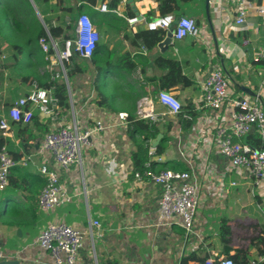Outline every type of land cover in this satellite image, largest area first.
Instances as JSON below:
<instances>
[{
    "label": "crops",
    "instance_id": "crops-1",
    "mask_svg": "<svg viewBox=\"0 0 264 264\" xmlns=\"http://www.w3.org/2000/svg\"><path fill=\"white\" fill-rule=\"evenodd\" d=\"M109 1L0 0V69L4 64V58L10 55L17 45L25 49L20 63L15 66L16 74L12 78L10 69L5 68L1 70L3 74L0 73V113L10 124V130L4 139L9 138L14 147L21 151L18 160L25 157L24 155H30L34 161L26 166L15 165L21 167L20 174L24 177L19 178L24 180L25 185L22 183L21 189L8 194L9 198L4 199L0 196V223L6 220L14 223L0 225V250L9 251L10 246L5 248L4 245L7 240L13 239L12 230L18 228L19 239L16 243L25 248L34 242L40 230L49 222L60 220L76 227H84L90 219H97L100 226L94 227V232L101 233V236L97 237L98 247L95 240L91 245L89 238H86L76 264H95V261L97 264H107L114 260L118 264H183V257L189 253H194L196 257L188 260L187 264H194L200 259L215 254L225 256L227 251L232 254L239 248L248 246H251L250 258H254L258 250L251 242L253 236L246 238L240 232L246 230L245 226H248L254 229L257 235L261 223L254 222L253 219L252 221L249 219L247 225L237 223L238 213L232 208L228 211L224 202L203 199L190 236H186L183 227L176 222L169 227L157 225L160 187L148 177L138 181L131 174L117 183L116 173H113L117 170L118 163L119 167L125 165L134 167L132 154L136 150V141L129 136L127 130L119 129L113 140L108 135L103 139L100 151L96 145L87 149L85 153V167L89 170L87 196L82 192L83 186L78 174L60 169L58 170L60 182L73 195L72 201L48 212L37 207V197L45 183L38 166L44 160L52 168L55 164L47 151L40 153L38 149L45 133L33 129L31 132L24 131L18 135L10 122L9 104L26 94L30 88L29 83L24 84L21 75L16 71L17 67L22 66L23 58L27 57L25 66L28 69L37 67V80L44 79L45 63L43 60L39 63L32 56L30 52L32 42L37 41L46 31L50 32L51 28L56 32L63 29L60 35L55 37L62 38L66 32L69 34L80 13L88 14L100 33L94 50L95 56L104 61L107 60V51H112L117 56L130 55L136 64L132 70L119 66L106 73L103 86L106 101L103 102L94 85V104L101 116L118 111L130 112L124 96H131L132 100L128 98L126 101L133 103V97L138 95L135 104L142 95L154 97L160 90L158 79L167 73L166 69L156 63V59L168 56L180 64L184 76V83L177 84L171 93L186 105L193 104L200 95L199 81L205 78L217 63L223 64L240 85H245L254 93L261 85L260 89L264 93V70L256 69L250 63L258 58V48L264 44V15L251 13L246 22L240 25L234 21L236 13L233 6L227 4L224 6L225 19L219 22L211 14L212 0H209L210 23L206 11L200 18V24L206 26L204 39L198 40L191 36L180 40L172 39L168 48L161 52L157 44L149 47L142 38L135 36L137 32L148 29L147 23L158 17L156 0H119L114 9L109 8ZM256 1L264 5V0ZM103 3L107 4L108 11L100 9ZM33 47L37 49L36 44ZM234 94L247 93L237 91L235 88ZM38 119L42 121L39 115ZM165 125L166 123L163 125L164 131ZM187 131L184 129L182 135L185 136ZM168 134L169 131L163 132V150L158 153L161 160L155 163L156 167H169L170 164L184 166L178 156L176 144L170 141ZM161 139L157 144H153L155 148L161 143ZM115 153L117 154L115 169L104 159L100 160V156ZM250 205L255 207L251 209L252 212L249 211L251 216H259L264 223L263 213L257 208L254 199L245 207ZM25 254L26 264H48L36 247L29 246Z\"/></svg>",
    "mask_w": 264,
    "mask_h": 264
},
{
    "label": "built area",
    "instance_id": "built-area-1",
    "mask_svg": "<svg viewBox=\"0 0 264 264\" xmlns=\"http://www.w3.org/2000/svg\"><path fill=\"white\" fill-rule=\"evenodd\" d=\"M210 3L211 14L219 22L225 19L224 6L227 4L233 6L236 13L234 21L240 25L246 22L251 13L264 15V5L256 0H212ZM100 9L108 11L107 4H101ZM175 18L171 13L158 16L149 21L147 27L171 29L174 40L186 36L204 39V24H198L187 15L179 16L174 24ZM132 20L134 19H130ZM70 33L71 36L60 38L46 31L38 39L45 61L44 75L49 73V80L65 85L67 109H60L54 88L40 86L37 79H32L27 94L17 97L8 108L11 121L28 123L34 111H37L42 122L49 127L38 149L40 153L47 151L55 167H50L46 160L38 166V171L45 180L37 197L41 211H52L72 201L73 195L60 182L58 170L76 172L83 186L82 192L87 196V149L96 145L100 151L103 139L108 135L113 140L116 132L119 129L127 130L132 121L146 120L156 127L160 123L172 124L168 136L176 144L178 156L184 164L183 169L157 168L155 163L161 157L151 139L142 142L143 147L147 148V160L142 170H136L130 165L119 167V163L117 168L116 153L100 156V160L104 159L110 167L117 168L113 171L116 173L117 183L131 174L138 181L148 177L160 187L157 203L158 226L169 227L176 222L183 227L185 235L190 236L203 199H224L230 189L238 188L245 182L248 183L246 192L255 200L257 208L264 216V93L260 89L261 85L254 95H236L234 89L240 83L223 64L217 63L199 81L200 95L192 104L194 114L185 109L187 105L176 95L160 89L154 97L140 96L132 113L118 111L101 116L94 104L92 79L88 85L85 82L72 83L68 77L67 66L74 55L90 59L100 39V33L86 13L78 15ZM257 56V59H264V44L259 46ZM242 59L244 60L243 56ZM78 78L88 79L82 76ZM183 121L190 125L183 127ZM183 128L188 130L185 136ZM9 130L7 118L0 113V136L5 138ZM254 140L259 141L261 146L254 144ZM24 156L15 160L6 143L0 145V191L7 187L12 167L17 164L26 166L34 162L30 155ZM230 172L239 175L240 181L228 180L227 175ZM99 226L97 219H90L84 227H76L60 220L49 222L27 247L0 250V261L17 260L18 264H26L25 253L32 246L41 252L48 264H76L84 240L89 238L93 245L95 237L101 236V233L94 232V227ZM259 261H264V254H256L251 263ZM194 264H233V261L228 256L215 254Z\"/></svg>",
    "mask_w": 264,
    "mask_h": 264
},
{
    "label": "trees",
    "instance_id": "trees-1",
    "mask_svg": "<svg viewBox=\"0 0 264 264\" xmlns=\"http://www.w3.org/2000/svg\"><path fill=\"white\" fill-rule=\"evenodd\" d=\"M90 1V0H88ZM119 0H110L108 3L109 8L114 9L117 6ZM157 2V11H158V16H163L166 14H173L175 17L176 16H182L186 15L189 13V16L194 18L198 24H200V18L204 16L205 13V7H204V0H156ZM188 16V14H187ZM173 26V25H172ZM61 28V27H57ZM60 31H63L61 28ZM60 31L56 32L55 29L51 28L50 32L52 33L53 36H59ZM166 29L164 28H157V29H146L142 30L136 33V37L142 38V41L146 43L149 47L156 45L165 35ZM71 36V33H65L63 37H69ZM38 41V40H37ZM37 41L32 42V47H31V54L33 57L36 58V60L40 63V60H43L42 62L45 63L44 58H43V53L37 45ZM36 44L37 49L33 47ZM25 49L23 46L17 45L15 47V50L8 55L7 57L4 58V64L2 66V69H0V73L3 74V69L7 68L10 69L12 73H15V66L20 63L21 56H23V52ZM106 59L108 60H102L101 58L95 56L94 51L92 53V56L90 59H83L78 57L77 55H74L71 58V61L67 64L68 66V77H78L82 76L85 77L87 76L86 72H89V70L93 69L95 71V76H93V87L97 88L98 92L102 96V100L106 101V98L103 94V86H104V78L106 73L110 70L113 69L114 67H123V68H128L129 70H132L136 67L135 62L133 61L132 57L130 55H120L117 56L115 52L112 51H107ZM41 62V63H42ZM156 63L167 70V73L160 77L158 79V89L162 90H167V91H172L173 88L174 90L177 87V84H182L184 83V76L182 73V68L180 64L174 60L171 56L168 57H162L156 59ZM256 69H263L264 70V59H256L252 60L250 62ZM22 82L24 84L30 83L32 79H38V75H33L31 73H25L21 74L20 76ZM50 79V74L45 73L44 79H39L38 83L42 87H53L54 88V93L59 99L58 105L60 106V109L65 111L68 107V102H67V93H66V88L65 85L62 82L59 81H53L49 80ZM237 91H240V88L238 86L235 87ZM27 94V93H26ZM24 94V95H26ZM138 97L136 95L133 97V103H129L126 100L129 98V100H132L131 96H124L126 107L129 109V111L132 113L135 109V100ZM10 105V104H9ZM187 109L189 112L192 114V104L189 103L187 105ZM11 124L14 125L16 129V133L20 135L24 131L31 132L33 129H38L39 131L46 133L48 132L49 128L47 123H42L38 119V114L37 111H34V115L32 116V119L28 123H18L15 121H10ZM183 124L185 127H188L190 125L189 122L183 121ZM171 123L168 122L165 125V131L167 132L170 129ZM157 127L153 124H150L146 120H135L129 123L127 132L129 136L136 141V150L132 154V160H133V165L136 170H142L143 165L145 161L147 160V148L143 147V141H146L148 139H151L152 137L156 136L157 134ZM164 131V133H165ZM31 134V133H30ZM165 135V134H164ZM32 138H34L32 136ZM140 139V140H139ZM164 140V136L161 139V143H159L156 147L157 153H161L163 150L162 147V142ZM249 142H253L248 140ZM3 143L7 144L8 151L13 157V159L18 160L21 156L22 153L18 149L14 147V143L11 142L9 138L4 139L0 138V145ZM254 144L257 146H261V143L257 140H254ZM25 145V144H24ZM26 150V149H25ZM28 152V151H26ZM165 164V163H164ZM182 167L181 169L184 168V166L179 165L178 167L176 165L172 166L171 164L169 165L170 168L173 169H178ZM20 166H14L11 168L10 173H9V183L8 186L6 187L5 190L0 191V196L4 199L9 198L8 194H11L15 192L18 189L22 188V183L24 184V180L19 177H24L23 174H20ZM25 185V184H24ZM26 187L24 186V189ZM37 204V201H36ZM38 207V204H37ZM1 210V208H0ZM14 223L10 220L2 221L0 225L7 226V225H13ZM226 226V225H225ZM260 231L257 235H254L251 237V242L253 245L258 250L257 254H264V223H261L260 225ZM227 229V227H226ZM231 233V232H230ZM230 238V235H229ZM251 246L248 247H241L234 253L230 254L228 251L226 252L225 256H228L232 259L233 264H252L251 261L253 258H250L249 255V250ZM196 256L194 253H189L185 257H183L182 263L187 264L188 260L194 259ZM203 260V259H200ZM107 264H118L117 261H109ZM255 264H264V261H259L256 262Z\"/></svg>",
    "mask_w": 264,
    "mask_h": 264
},
{
    "label": "rangeland",
    "instance_id": "rangeland-1",
    "mask_svg": "<svg viewBox=\"0 0 264 264\" xmlns=\"http://www.w3.org/2000/svg\"><path fill=\"white\" fill-rule=\"evenodd\" d=\"M188 16H189V13H187ZM186 14V15H187ZM7 42H12V41H7ZM14 42V41H13ZM27 57H24L23 58V61L21 63V69L19 67H17V74L19 73V75L21 74H25V73H31L33 75H36L38 73V70H37V67H34V68H30L28 69V67H26V61H27ZM87 73V76H85V78L88 77L87 80H85L84 78H78V77H71L70 80L71 82H78L79 84L82 83L83 81L85 82L84 84L85 85H88L89 84V81L92 79L93 80V76H94V71L91 69L89 70V72H86ZM16 73H10V78H12ZM88 81V82H87ZM87 82V84H86ZM166 132V131H165ZM169 138V136H168ZM227 179L230 180V179H233V180H236V181H240L239 179V175L233 173V172H230L228 173L227 175ZM248 186V183H244L242 186L238 187V188H233V189H230L229 193L224 197V199H217L216 201L218 203H226V209L229 211L231 208L232 209H235L236 210V213H238V216H236L238 219H236L237 223H246V225L249 223V219L254 222H257V223H262L261 222V218H259V216H254L252 217L251 214L249 213L252 212L251 209H255L254 206H251L247 208L245 207V205L250 202V201H253V198L248 195V192H246L245 188H247ZM225 214L227 213L226 211H224ZM241 218H240V217ZM246 218H248L246 220ZM20 229V228H18ZM18 229L16 230H12V233H13V239H9L6 241L4 247L7 248L8 246H10L9 249H17L20 247V245H18V243H16V241L19 239L18 237ZM245 229L244 231H241L240 234L241 235H244L246 238H249L251 236H254L255 235V230L254 229H251L250 227L248 226H245ZM237 231V230H236ZM25 233V231H23ZM239 234V235H240ZM238 234H236V236H239ZM95 243H96V247H98V238L95 237ZM17 244V245H16Z\"/></svg>",
    "mask_w": 264,
    "mask_h": 264
},
{
    "label": "water",
    "instance_id": "water-1",
    "mask_svg": "<svg viewBox=\"0 0 264 264\" xmlns=\"http://www.w3.org/2000/svg\"><path fill=\"white\" fill-rule=\"evenodd\" d=\"M205 11H206V15L209 19V23H210L209 0H205ZM178 18H179V16H176V18L173 21L174 24L177 23ZM171 40H172V30L166 29V33H165L164 38L160 42L157 43V46L161 52L168 48V45L171 43ZM239 88H240V90H242L243 92H245L247 94L254 95V92L250 88L246 87L245 85H240ZM157 129H158V133L152 139V144H154V145L157 144L163 136V133H162L163 125L160 123L157 126ZM0 264H18V261L17 260H2V261H0Z\"/></svg>",
    "mask_w": 264,
    "mask_h": 264
}]
</instances>
